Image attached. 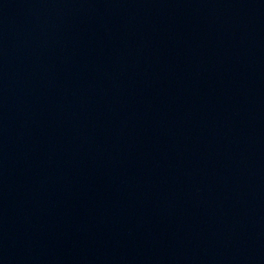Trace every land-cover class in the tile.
Returning <instances> with one entry per match:
<instances>
[{"label":"water","instance_id":"water-1","mask_svg":"<svg viewBox=\"0 0 264 264\" xmlns=\"http://www.w3.org/2000/svg\"><path fill=\"white\" fill-rule=\"evenodd\" d=\"M0 264H264V0H161Z\"/></svg>","mask_w":264,"mask_h":264}]
</instances>
